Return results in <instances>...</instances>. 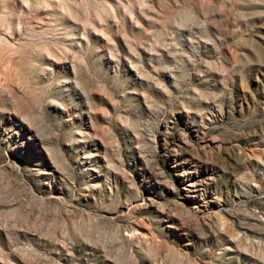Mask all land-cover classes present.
Masks as SVG:
<instances>
[{
    "label": "rangeland",
    "instance_id": "rangeland-1",
    "mask_svg": "<svg viewBox=\"0 0 264 264\" xmlns=\"http://www.w3.org/2000/svg\"><path fill=\"white\" fill-rule=\"evenodd\" d=\"M0 264H264V0H0Z\"/></svg>",
    "mask_w": 264,
    "mask_h": 264
}]
</instances>
